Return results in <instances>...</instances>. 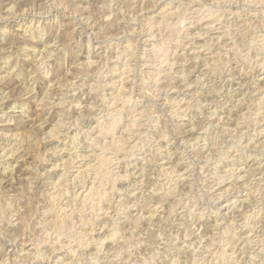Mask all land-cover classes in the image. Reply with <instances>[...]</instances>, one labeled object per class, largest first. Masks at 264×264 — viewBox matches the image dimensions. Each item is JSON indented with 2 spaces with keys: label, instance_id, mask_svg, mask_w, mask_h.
<instances>
[{
  "label": "clouds",
  "instance_id": "1",
  "mask_svg": "<svg viewBox=\"0 0 264 264\" xmlns=\"http://www.w3.org/2000/svg\"><path fill=\"white\" fill-rule=\"evenodd\" d=\"M159 4L0 0V264H264V0Z\"/></svg>",
  "mask_w": 264,
  "mask_h": 264
},
{
  "label": "rangeland",
  "instance_id": "2",
  "mask_svg": "<svg viewBox=\"0 0 264 264\" xmlns=\"http://www.w3.org/2000/svg\"><path fill=\"white\" fill-rule=\"evenodd\" d=\"M191 2H192V0H160V4L158 5V7H163L164 5H173L176 10H179L182 4H187V3H191ZM202 2L211 3V0H202ZM165 11H167V9ZM210 11L211 10H209V12ZM127 19H129V18L128 17L124 18L125 21ZM148 19H149L148 17H145L143 20H141L140 17H137V20L140 22L141 27H143V25L148 22ZM77 23L82 24V21H80L78 19ZM153 23L154 24L157 23L156 25L161 26V27H169V28H171L174 25H179L180 27H184V28L187 27L186 23L184 22L183 17L178 15L175 19H172L171 21H169V19L167 17H165L163 12L160 14L159 18H156L153 20ZM205 23H212V21H206ZM221 23H223V21H221ZM163 24H165V25H163ZM82 26H83V24H82ZM120 27L123 28L126 32L129 31V28L125 25L124 21L121 22ZM159 30H160V28L154 29V31H159ZM147 35H148L147 33H142L141 34V41L147 40ZM164 35L167 36L168 33H164ZM128 42L129 41H125V43H128ZM131 42L137 43V41L134 39ZM151 46L152 45L150 42L148 44V47H151ZM137 50H138V54L143 56V48L141 47L140 43H137ZM217 51H219V49H217ZM243 116H244V113L241 112L240 115L236 117V123L232 125V127L234 129L239 126V124L241 123V118ZM57 132H58V129L55 127V125H53L52 127H49L47 129L48 138L45 140V143L52 145V147H55V144L59 143V141L56 140ZM45 150H47V149H45ZM177 163H179V162H177ZM57 172H59V174H56L55 178L53 180H51L49 182V185L46 187V193H47V197L50 201H53L57 204H60L59 193L62 191L61 183H62L63 178H64L63 177V169L57 170V169L53 168L51 170V172L46 173V175H52L53 173H57ZM92 189H93V185L91 183H87L85 186V190L78 192L80 199L81 200L86 199V197H88V195L92 192ZM9 247H11V246H9ZM27 247L28 246L25 245V250L27 249ZM6 252H7V256L6 257L0 256V260L7 259L8 261H11V259L14 256L15 249H13L12 251H7V249H6Z\"/></svg>",
  "mask_w": 264,
  "mask_h": 264
},
{
  "label": "bare ground",
  "instance_id": "3",
  "mask_svg": "<svg viewBox=\"0 0 264 264\" xmlns=\"http://www.w3.org/2000/svg\"><path fill=\"white\" fill-rule=\"evenodd\" d=\"M178 21V20H177ZM165 22V21H164ZM157 24V23H156ZM162 25V24H161ZM163 25H165V24H163ZM170 26V25H169ZM89 194V193H88ZM86 195V194H85ZM87 198V197H86Z\"/></svg>",
  "mask_w": 264,
  "mask_h": 264
}]
</instances>
